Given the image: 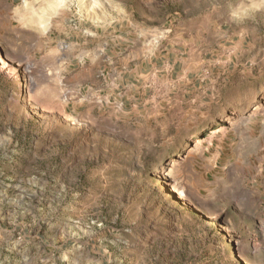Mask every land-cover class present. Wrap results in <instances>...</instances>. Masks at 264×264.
Segmentation results:
<instances>
[{
    "label": "rangeland",
    "instance_id": "rangeland-1",
    "mask_svg": "<svg viewBox=\"0 0 264 264\" xmlns=\"http://www.w3.org/2000/svg\"><path fill=\"white\" fill-rule=\"evenodd\" d=\"M30 2L41 39L0 14V264H264V0ZM120 24L200 57L206 98L127 100L82 59Z\"/></svg>",
    "mask_w": 264,
    "mask_h": 264
},
{
    "label": "crops",
    "instance_id": "crops-1",
    "mask_svg": "<svg viewBox=\"0 0 264 264\" xmlns=\"http://www.w3.org/2000/svg\"><path fill=\"white\" fill-rule=\"evenodd\" d=\"M27 1L33 3L30 2L31 0H0V14H5L12 21L15 34L19 35L21 29H27L23 36L35 38L34 40L41 39L46 34L37 29L39 22L32 20L28 21L27 25L14 24L21 21L22 5L25 6ZM58 27L59 29L55 28L51 36L54 37L55 47L59 51L62 50L61 46L64 43L69 44V47L80 44V37L85 46L94 43L89 38L91 29L83 26L78 33L77 29L73 30L67 25L64 29L60 24ZM136 29V26L120 24L96 30L102 42L97 43L90 53L85 48L82 59L92 65L100 62L102 58L108 65L106 68L109 84H111L112 68L116 65L122 66L119 85L125 90L126 99H132V102L136 103L140 99L139 94L146 98V104L151 103L154 108L183 104L191 98L195 102L203 101L207 96L209 84H204L197 77L200 57L191 59L187 52L169 46H162L158 51L149 53L140 38L142 34L137 33ZM64 59L65 62H69L70 67L74 57H64Z\"/></svg>",
    "mask_w": 264,
    "mask_h": 264
},
{
    "label": "bare ground",
    "instance_id": "bare-ground-1",
    "mask_svg": "<svg viewBox=\"0 0 264 264\" xmlns=\"http://www.w3.org/2000/svg\"><path fill=\"white\" fill-rule=\"evenodd\" d=\"M230 124V123H228ZM225 129V126L224 125H221V126H218L214 129H211L208 133V138H212V137H215L216 135L218 134H221Z\"/></svg>",
    "mask_w": 264,
    "mask_h": 264
}]
</instances>
